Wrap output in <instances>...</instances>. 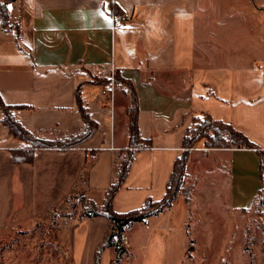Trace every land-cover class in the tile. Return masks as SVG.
Here are the masks:
<instances>
[{"label": "crops", "instance_id": "0c3cea01", "mask_svg": "<svg viewBox=\"0 0 264 264\" xmlns=\"http://www.w3.org/2000/svg\"><path fill=\"white\" fill-rule=\"evenodd\" d=\"M8 13L18 35L0 27V97L16 106L11 114L25 130L53 146L29 150L8 132L0 109V234L43 216L76 189L102 204L128 142L130 93L114 75L131 82L140 143L153 146L135 151L111 200L115 213L163 198L194 115L230 124L264 150V0H14ZM115 13L124 21L112 30ZM77 94L96 129L79 144L59 146L83 128ZM20 150L31 159L14 160ZM215 150L228 160V205L252 208L264 184L258 154ZM188 214L178 193L147 224L128 227L125 256L105 246L97 264H176ZM109 227L102 216L77 219L71 264H94ZM254 256L264 264V251Z\"/></svg>", "mask_w": 264, "mask_h": 264}, {"label": "rangeland", "instance_id": "374dc122", "mask_svg": "<svg viewBox=\"0 0 264 264\" xmlns=\"http://www.w3.org/2000/svg\"><path fill=\"white\" fill-rule=\"evenodd\" d=\"M120 84L128 89L125 83ZM203 121L201 114L194 119L188 137H195V141L182 158L183 171L176 172L171 184L189 204L176 264H255V249L264 251V184L252 208H230L228 160L215 150L225 148L208 146V136L214 133ZM82 194L76 189L43 216L3 229L0 264H71L70 232L86 205ZM175 248L176 243H171V258Z\"/></svg>", "mask_w": 264, "mask_h": 264}, {"label": "trees", "instance_id": "16d2710c", "mask_svg": "<svg viewBox=\"0 0 264 264\" xmlns=\"http://www.w3.org/2000/svg\"><path fill=\"white\" fill-rule=\"evenodd\" d=\"M12 1L14 0H0V27L3 31L12 29L17 37L18 22L16 20H11L8 13V3ZM113 81L114 83L117 82L125 83L128 88L127 91L130 93V104L126 109V113L128 114V125H127L128 144L127 147L125 148L126 155L124 156L121 155L123 149L120 150L116 155L115 166H114L115 168L114 180L112 181L110 186L106 189L102 204L100 206H97L96 204H94L93 201L86 199L85 196L82 194V196H84V201L86 202V205L82 207V212L79 218L81 219L89 216H102L107 219L110 225L109 231L105 236L103 244L96 251L94 264L98 263V256L100 249H102V247L105 246L113 247V243L111 241V235L113 234V232L119 230L121 224L125 222L127 219L139 220L141 217L148 216L151 214H156L164 208H170V206L172 205L173 201L176 198V195L178 194L177 188L174 189L171 188L172 180L176 175V172L183 171L184 165L182 164V158L186 156L187 154L186 151H188V148L191 147V145L195 141V137H191V138L188 137V132L190 131V127H191L190 126L186 130V134L182 142L183 150L181 154L178 157H176L174 160L173 169L166 185V191L161 200L159 201L147 200L143 204V206L138 210L130 211L123 214L115 213L111 207L112 197L116 193V191L120 188L126 176L128 167L136 151L132 148L137 147L138 144L143 141V139L138 134L137 124H136L137 104H136V97L134 94V88L131 82L125 79H121L116 75H114ZM76 97L78 102V109L83 120V128L78 134L69 137L66 140V143H64V145H59V146L68 147V146H73L75 144H79L82 141H84L86 138H88L90 135H92L96 129V123L88 117L85 109L81 105L79 94H77ZM14 107L16 106L5 104L2 98L0 97V109H2L1 121L4 124V126H6V128L8 129V132L13 136L19 138L20 140L26 142L27 143L26 147L29 150H31V148L34 147L53 146L52 142L36 137L35 135L25 130L23 126L18 121H16L11 114V109H13ZM201 115L203 116L204 119V121L202 122L203 125L206 124L207 128L211 129V131L214 133L213 136L212 135L208 136L209 138L211 137V142L208 145L209 147L253 148L255 152L258 154L260 159V164H259L260 172L264 174V150L259 149L255 145V143H253L246 137V135L236 130L230 124L214 120L208 114L205 113H201ZM197 117L198 115L193 116L192 123L194 119H196ZM20 151H22L23 154L19 158L15 156L16 155L15 151H13L14 160L29 161L31 159V151H26V150H20ZM78 196L80 197V194H78ZM123 251L124 249L116 250L117 257H119V255ZM116 260L117 259H115L114 262H116Z\"/></svg>", "mask_w": 264, "mask_h": 264}, {"label": "built area", "instance_id": "2783aa9c", "mask_svg": "<svg viewBox=\"0 0 264 264\" xmlns=\"http://www.w3.org/2000/svg\"><path fill=\"white\" fill-rule=\"evenodd\" d=\"M124 21V17L122 14L120 13H115L111 16V28L112 30H114L115 28H117L119 26L120 23H122ZM109 66H110V70L111 73L113 75V71H114V62L111 59L109 62ZM113 77V76H112ZM75 148V147H73ZM113 149V147H110ZM153 148V146H149L145 143H139L137 147H133L132 149L134 150H143V149H151ZM135 219H127L125 222H123L121 224V227L119 230L113 232V234L111 235V241L113 243V247L115 250H120V249H124L127 247V230L128 227L134 223ZM139 221L147 224L148 223V218L147 216L141 217L139 219Z\"/></svg>", "mask_w": 264, "mask_h": 264}, {"label": "snow or ice", "instance_id": "6c2138e0", "mask_svg": "<svg viewBox=\"0 0 264 264\" xmlns=\"http://www.w3.org/2000/svg\"><path fill=\"white\" fill-rule=\"evenodd\" d=\"M102 3H103V0H102ZM11 6L9 5V8H10ZM98 14H101V15H103V13H98Z\"/></svg>", "mask_w": 264, "mask_h": 264}]
</instances>
